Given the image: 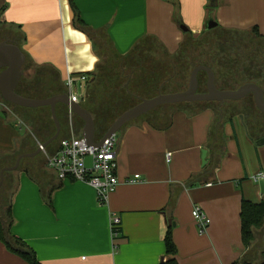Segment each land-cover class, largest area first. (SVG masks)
<instances>
[{"label": "crops", "instance_id": "0c3cea01", "mask_svg": "<svg viewBox=\"0 0 264 264\" xmlns=\"http://www.w3.org/2000/svg\"><path fill=\"white\" fill-rule=\"evenodd\" d=\"M210 1L0 0V42L15 43L25 54L19 94L35 99L70 96L67 75L77 79L86 75L91 81L107 48L115 50L121 62H129L134 58L130 52L140 44L137 52L145 49L150 59L156 43L146 38L155 36L165 53L153 55L160 63L153 64L157 72H163L161 62L176 67L175 54L183 41L205 31ZM177 5L189 28L187 33L173 23ZM77 13L84 27L77 24ZM214 13L217 26L209 30L214 39L224 30L247 36L254 26L264 38V0H217ZM2 70L0 67V73ZM174 75L148 78L147 86L154 87V93H128L141 101L187 89L189 84L164 89L175 80ZM255 78L262 76L247 82L263 87ZM0 100V168L40 149L38 154L22 158L15 171L5 173V179L14 177L17 183L11 231L35 251L42 264H160L169 258L165 244L169 228L179 264L256 260L264 248L257 244L246 248L241 235L242 200H264V179L253 178L264 171V144H257L256 137L264 134V127L256 129L248 121L249 129L243 115L237 114L249 106L260 110L252 94L240 100L164 103L125 124L116 133L120 184L104 204L90 184L60 179L48 166L40 144L57 130L53 114L55 129L48 122L36 129L17 112L16 104L3 98L1 90ZM86 101L81 96L75 103L91 112L97 141L122 113L140 102L113 113L111 105L93 109ZM120 103L124 104L117 103V110ZM16 106L32 121L38 117L37 108L52 113L50 105ZM56 112L60 125L57 145L62 138L84 137L86 122L81 115L63 102L56 104ZM258 114L263 123L264 112ZM203 149H207L205 164ZM168 152H172L170 160ZM136 174L140 181L129 182ZM195 206L211 220L204 234L199 233L192 214ZM113 215L121 219L117 237L111 232ZM0 264L29 263L0 239Z\"/></svg>", "mask_w": 264, "mask_h": 264}, {"label": "trees", "instance_id": "16d2710c", "mask_svg": "<svg viewBox=\"0 0 264 264\" xmlns=\"http://www.w3.org/2000/svg\"><path fill=\"white\" fill-rule=\"evenodd\" d=\"M77 24L84 27L85 23L80 18L79 14H76ZM247 38H250L252 35L259 39H264L261 35L257 26H254L250 31L247 33ZM229 35V36H228ZM235 38V37H234ZM234 38L231 37L230 33L227 31H220V34L213 38V35H210L209 30H205L203 34L196 37L191 35L188 37L183 43L181 44L179 51L175 54L177 56L178 61L191 59L190 67H195L196 65L205 64L213 68L215 71L216 77V84L221 89H234L237 88L239 85L246 83L247 81L251 80L250 78L244 79V77H235L233 74L227 75H220L216 73V64L218 66H223L225 63L229 72L235 65H229L223 54H226L228 49V42L230 48V42L234 41ZM147 40H152L154 43L161 44L157 40L155 36H151L146 38ZM144 39V41L146 40ZM243 41H246L243 40ZM142 43V42H141ZM222 43V44H221ZM207 44V45H206ZM221 44V45H220ZM206 45V47H204ZM140 44H138L130 54H136L137 50H139ZM233 49V48H232ZM223 53V54H222ZM129 54V55H130ZM105 57L103 61L99 64L98 68L96 69L95 73L93 74L94 78L87 83V89L85 94L83 95L84 98H87L86 103L90 106V108L97 109L98 105L106 104L112 106V112L116 113L115 107L116 104L119 102H128L129 93L123 92L124 95L119 96L117 99H111L110 95L114 90V82H112V77L110 75V71L108 69L117 67L118 64L121 63L122 57H120L115 50H111L109 48L105 51ZM118 63V64H117ZM112 65V66H111ZM243 73L247 74L249 72V66L243 62ZM114 73V72H113ZM219 75V77H218ZM220 79L222 82L220 83ZM199 81L201 87H206L207 76L205 72L199 73ZM235 85V86H234ZM100 91H103L100 93ZM19 92V91H18ZM116 95V94H115ZM118 97V96H115ZM116 100V101H115ZM114 101V102H112ZM17 112L22 115L23 119L28 122L30 125H34L36 129H40L45 124L50 123L53 125L52 128L55 129L54 121L52 118V113L50 110L45 108H37V118L33 121L30 116L26 113L22 112L19 106H14ZM101 112H106L103 109H100ZM36 120V121H35ZM53 129V130H54ZM54 134V131H53ZM59 145V143H58ZM56 141L47 145L48 150H54L58 147ZM2 168H0L1 170ZM12 174V173H11ZM10 183L9 186L5 188L2 186L0 188V239L6 243L7 247L16 252L17 254L21 255L29 264H42L40 260L37 258L35 251L29 247L23 240L19 237L14 235L11 231V227L13 224V215H12V204L13 198L16 193L17 183L14 177L8 178ZM8 179H5V183ZM50 193L47 195L49 197ZM264 229V200L260 202H253L247 199L242 200L241 205V235L242 241L246 248H252L257 241L258 232ZM165 244H166V252L169 258L163 261L160 264H179L176 258L177 247L173 240L172 236V228H169L165 237ZM232 264H264V248L259 252L258 258L256 260H241L234 262Z\"/></svg>", "mask_w": 264, "mask_h": 264}, {"label": "water", "instance_id": "95a60500", "mask_svg": "<svg viewBox=\"0 0 264 264\" xmlns=\"http://www.w3.org/2000/svg\"><path fill=\"white\" fill-rule=\"evenodd\" d=\"M217 6V0H213L211 3V9L207 18V24L205 30L213 29L217 26L215 19V7ZM175 16H179V23L183 32H189V28L182 22L180 18L179 6H176ZM25 62V54L21 48L8 40L0 42V67L3 68L0 73V90L3 98L16 105L24 107H38L42 105H50L52 109L53 118L56 122L57 130L55 134L45 143L44 146L57 140L60 136V125L56 112V104L63 102L70 107V109L81 115L86 122L84 137L89 144L94 146L101 145L108 137L116 134L125 124L131 120L147 113L154 107L164 103H179L185 101H224V100H240L252 94L255 99L256 106L264 112V89L255 82H247L240 85L237 89H219L216 84V74L212 67L204 64L197 65L193 68L190 76V82L187 89L179 92L159 94L152 98L142 99L138 104L131 107L122 113L114 123L108 128L102 140L97 141L95 137V121L91 112L85 109L80 103L71 102L68 94L56 95L46 99H35L25 97L17 92V87L21 80L23 71L22 65ZM206 72L207 74V91L200 92L199 73ZM242 117V116H241ZM257 144H264V138L257 140ZM40 152V149L20 155L16 163L12 166L3 167L0 172V188L4 184L5 173L7 171H15L22 158L26 156H34ZM207 149L202 150L203 164L207 162ZM171 222V221H170ZM175 224V223H174Z\"/></svg>", "mask_w": 264, "mask_h": 264}, {"label": "built area", "instance_id": "2783aa9c", "mask_svg": "<svg viewBox=\"0 0 264 264\" xmlns=\"http://www.w3.org/2000/svg\"><path fill=\"white\" fill-rule=\"evenodd\" d=\"M71 102H79L86 92L88 77L81 75L77 78L72 74L67 75ZM3 102L0 100V104ZM72 111V110H71ZM41 150L45 152L47 164L55 170L58 178H72L90 184L95 188L99 201L104 204L109 201V196L120 184L117 176V137L116 134L108 137L101 145L94 146L88 143L83 136H71L62 138L54 152L49 153L43 144ZM172 152L167 153L170 160ZM255 180L264 179V171L253 177ZM140 181V175L136 174L129 182ZM192 214L196 220L200 234L206 233L211 220L204 210L195 206ZM121 219L117 215L111 217V232L113 237L120 233Z\"/></svg>", "mask_w": 264, "mask_h": 264}, {"label": "rangeland", "instance_id": "374dc122", "mask_svg": "<svg viewBox=\"0 0 264 264\" xmlns=\"http://www.w3.org/2000/svg\"><path fill=\"white\" fill-rule=\"evenodd\" d=\"M212 1L213 0H211L210 3H212ZM180 18L182 19V22L185 24L186 22L184 20V16L182 15V13L180 14ZM172 20H173V23L176 25V27L180 30V32L184 33L179 23L180 22L179 16H175V14L172 15ZM231 37L232 38L235 37L234 41L230 42V45H231L230 48H229V42H228V47L226 46L228 51L229 49L230 51L227 52L226 54H223V53L222 54L226 62L227 61L229 62V63L227 62L229 65L234 64L235 66L232 67V69L230 70L231 72H229L225 63L223 64L222 67L216 64L215 66L218 71V74L227 75V76L233 74L235 77L242 76L244 77V79H248V78L254 79V77L260 76L261 74L264 76V54L263 53L260 54L259 51L255 49L257 45L259 49L264 50V42L259 41V40L257 41L256 39L253 40L252 36L250 38H247L245 36L231 35ZM245 39L246 41H243ZM206 45L204 47H206ZM153 49H154L153 51L155 52L152 53L150 59L148 58V53L146 52V50L143 49L141 51H138L134 55L133 60L132 58H130L129 62L128 60H124L120 64L117 63L118 64L117 67L114 66L113 70L108 69V71H110V75L113 80L112 82L115 83L113 85L114 90L110 95V100L117 99L119 98V96L124 95L123 92H130L136 95L138 94L147 95V94L156 92L154 87H151L149 85L147 86L148 78L151 79L152 75L157 77L159 75L168 76V75H171L172 73L175 74L173 76L175 77L174 78L175 80L173 79L174 81L167 84L170 86H167V85L164 86V89H174L175 90V89H182L183 87L185 88L188 86L191 72L193 69V67H190L191 59H186V60L184 59L181 61L179 60L176 67H174L173 64H171L172 67H169L168 63L161 62V65L164 67V69H163V72L159 74V72H157L158 71L157 68L154 67L153 64L155 63V65L157 66V64H160V63H157L154 61L155 56L153 55L157 54L160 56L161 55L164 56L165 53L162 50V48L158 45V43H156ZM243 62L249 66V72L247 74L243 73V68H244ZM175 68L177 69L175 70ZM121 70L124 72L122 73ZM152 71L153 73H151ZM165 72L166 74H164ZM165 79L167 78L165 77L164 80ZM259 80L264 83V78L259 79ZM221 82H222V79H220V83ZM101 92L103 91H100V93ZM136 95L129 94L128 102L122 105L120 103L121 108L118 110L115 108V111L117 110L116 113H120L121 110H124L126 107L132 106L133 104L139 102L140 98H138ZM115 96H118V97H115ZM256 111L257 110H253V114L260 115ZM259 119L261 120V118ZM58 140H55L56 143L58 142ZM9 183L10 181L8 179L6 183L3 184V187L5 188V184H6V187H8ZM256 244L258 247L264 245V229L258 232Z\"/></svg>", "mask_w": 264, "mask_h": 264}, {"label": "flooded vegetation", "instance_id": "af4514ba", "mask_svg": "<svg viewBox=\"0 0 264 264\" xmlns=\"http://www.w3.org/2000/svg\"><path fill=\"white\" fill-rule=\"evenodd\" d=\"M247 44V43H246ZM256 50H258L259 51V53L260 54H264V50H261V49H259V47H257V45H256V48H255ZM245 56V55H244ZM260 76H262V78H264V76L261 74ZM261 78V79H262ZM255 79H258V78H255ZM259 80V79H258ZM259 82H261L262 83V85H263V87H264V83L262 82V81H260L259 80ZM199 91L200 92H205V91H207V86L206 87H199ZM220 102V101H219ZM253 108H251L250 106L249 107H247V109H245V110H243V111H237V114H242L243 115V118L245 119V122H246V124H247V126L249 125L250 126V123L249 122H251V126H254V127H256V129L258 128L259 130H262V128L264 127L263 125H264V122L262 123L261 121H260V119L258 118L259 116L258 115H256V114H253ZM261 113L262 111H258L257 110V113ZM249 121V122H248ZM249 126H248V128H249ZM250 126V127H251ZM250 129V128H249ZM257 137V140H259V139H262V138H264V134L261 136V135H258V136H256ZM5 181V180H4Z\"/></svg>", "mask_w": 264, "mask_h": 264}]
</instances>
